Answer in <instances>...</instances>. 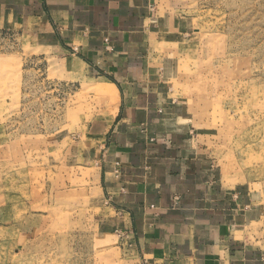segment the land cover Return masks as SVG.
<instances>
[{"label":"crops","instance_id":"0c3cea01","mask_svg":"<svg viewBox=\"0 0 264 264\" xmlns=\"http://www.w3.org/2000/svg\"><path fill=\"white\" fill-rule=\"evenodd\" d=\"M188 26L160 0H0V31L114 89L76 139L52 142L94 170L97 231L124 232L146 264H264L261 189L222 174L211 134L173 92Z\"/></svg>","mask_w":264,"mask_h":264},{"label":"rangeland","instance_id":"374dc122","mask_svg":"<svg viewBox=\"0 0 264 264\" xmlns=\"http://www.w3.org/2000/svg\"><path fill=\"white\" fill-rule=\"evenodd\" d=\"M160 2L192 31L173 92L211 134L222 174L264 196V0ZM65 73L19 32L0 31V264H146L124 232L97 231L94 170L52 146L56 134L76 139L116 96Z\"/></svg>","mask_w":264,"mask_h":264}]
</instances>
